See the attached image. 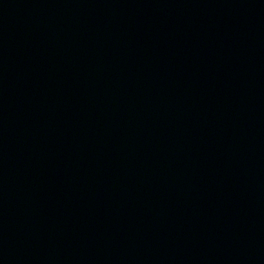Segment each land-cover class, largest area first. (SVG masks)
Here are the masks:
<instances>
[{
  "label": "water",
  "instance_id": "1",
  "mask_svg": "<svg viewBox=\"0 0 264 264\" xmlns=\"http://www.w3.org/2000/svg\"><path fill=\"white\" fill-rule=\"evenodd\" d=\"M264 163V0H0V244Z\"/></svg>",
  "mask_w": 264,
  "mask_h": 264
}]
</instances>
